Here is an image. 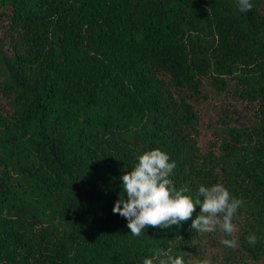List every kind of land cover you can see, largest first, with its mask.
<instances>
[{"label":"trees","instance_id":"trees-1","mask_svg":"<svg viewBox=\"0 0 264 264\" xmlns=\"http://www.w3.org/2000/svg\"><path fill=\"white\" fill-rule=\"evenodd\" d=\"M251 3L0 0V264H143L157 249L264 264V0ZM154 148L193 198L222 183L243 200L237 248L191 229L199 205L139 237L113 213L120 177Z\"/></svg>","mask_w":264,"mask_h":264},{"label":"clouds","instance_id":"clouds-1","mask_svg":"<svg viewBox=\"0 0 264 264\" xmlns=\"http://www.w3.org/2000/svg\"><path fill=\"white\" fill-rule=\"evenodd\" d=\"M237 5L242 13L253 7L251 0H237ZM137 159L130 171H125L120 177L122 191L113 207L114 214L127 220L133 236H141L149 226L165 230L173 225L181 226L193 216L199 205L200 210L192 220L191 229L200 233L219 231L223 233L219 240L221 245L232 249L238 247L233 221L244 203L242 199L232 195L222 183L200 185L195 198L186 186L178 189L169 179L176 163L160 148L145 151ZM246 239L252 245L257 242L255 234H249ZM154 261L157 264H186L181 256L166 254L162 249L155 250L152 258L143 259V264H154ZM187 264H212V261L202 258Z\"/></svg>","mask_w":264,"mask_h":264}]
</instances>
